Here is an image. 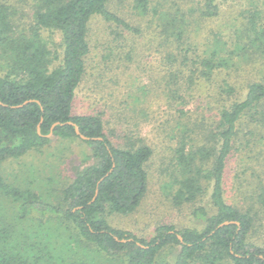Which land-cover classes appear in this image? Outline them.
I'll return each mask as SVG.
<instances>
[{
  "label": "rangeland",
  "instance_id": "1",
  "mask_svg": "<svg viewBox=\"0 0 264 264\" xmlns=\"http://www.w3.org/2000/svg\"><path fill=\"white\" fill-rule=\"evenodd\" d=\"M180 2L185 12L191 9L188 18L196 21L189 25L190 31L180 42H188L200 57L210 55L214 47L235 51L236 43L250 49L248 54L234 55L215 74L218 82L226 78L232 84V94L219 91L212 83L209 85L213 87H208L201 80L187 87L186 71L176 79L175 69L167 72L162 61V43L173 41L162 35L157 11L174 10ZM34 3L0 0L10 13L15 31L23 35L33 32ZM134 4L133 0H110L108 5L131 27L139 29L136 34L109 25L101 17L90 20V52L86 71L75 91L72 111L99 115L116 145L125 144L127 136H138L153 149L147 164L148 188L142 202L129 214H112L107 219L110 226L147 241L160 224L173 225L177 230L200 229L202 221L192 216L193 209L203 205L210 212L213 210L209 185L206 193L194 202L176 204L172 199L176 187L171 185L170 173L164 170L181 136L199 141L195 146L204 143L219 147L217 137L212 140L205 135L217 133L220 108L241 100L249 83L264 82V56L260 51L254 53L264 44L238 37L240 30L249 25L246 17L251 8L261 10V18L255 22L258 30L264 29V0H218L219 14L211 18L199 15L203 0H150V9L145 14ZM37 32L51 52L62 51L59 31L42 27ZM262 105L264 101L245 112L239 121L224 181L226 200L254 214L249 241L264 248V200L259 196L264 191V127L258 113ZM89 154V147L79 138H52L41 151L0 163V251L6 248V257H12L13 264H18L16 254L23 257L20 262L24 260L25 264H124V258L101 256L102 252L93 245L82 243L77 229L59 214L39 212L33 205L24 218L17 216L22 197L28 192L44 202L58 203L61 188L72 180L75 170L91 162ZM13 191L19 195L12 194ZM2 228L8 230L5 235ZM177 252L178 247L166 246L154 264H172Z\"/></svg>",
  "mask_w": 264,
  "mask_h": 264
},
{
  "label": "trees",
  "instance_id": "2",
  "mask_svg": "<svg viewBox=\"0 0 264 264\" xmlns=\"http://www.w3.org/2000/svg\"><path fill=\"white\" fill-rule=\"evenodd\" d=\"M33 1L34 23L30 35L15 31L7 7L0 4V163L31 151H41L52 138L74 136L80 139L74 125L65 124L68 121L87 137L81 140L90 149L91 162L75 170L72 180L61 188L58 203L44 202L28 192L22 197L17 216L24 218L33 210V205L39 212L59 214L77 229L82 243L93 245L102 252L101 256L122 257L124 264H154L166 246L178 247L172 264H264V248L249 241L255 224L254 214L226 200L224 181L226 161L239 121L245 112L264 101V82L249 83L241 100L220 108L217 133L211 137L205 135L206 139L216 140L217 137L219 147L204 143L195 146L199 141L181 136L164 170L172 177L171 185L176 187L172 199L178 205L194 202L206 193V185L210 186L213 210L210 212L206 206L198 205L192 211V216L202 221V227L177 230L173 225L160 224L153 237L146 241L110 226L107 219L112 214H129L142 202L148 188L147 164L153 149L138 136H127L125 144L116 145L106 133L99 115L72 111L75 91L86 71L90 52V20L101 17L109 25L134 34L139 29L113 12L108 5L110 0ZM133 1L142 14L150 9V0ZM181 3L174 10L157 11L162 35H166L165 40L173 41L161 42L167 72L175 69L176 79L183 77L186 71L187 87L201 80L207 82V86L212 83L219 91L232 94V84L226 78L218 82L215 74L226 67L234 55L248 54L250 49L247 45L238 47L236 43L235 51L214 47L210 55L200 57L188 42H180L190 31L189 25L196 22L195 18H188L191 9L185 12ZM251 9L246 17L249 25L237 36L264 44V29L258 30L255 22L256 18H261V10ZM198 11L203 18L217 16L218 0H203ZM42 27L61 33V52L53 53L46 47L37 32ZM261 47L264 46L254 53L260 51L264 56ZM258 113L264 127V106ZM54 123L58 124L52 127ZM12 194L19 195L17 191ZM259 196L264 200V191ZM224 221L237 223L219 226ZM7 231L2 228L1 233L5 235ZM5 249L0 251V264H13L12 257H6ZM16 256L18 264H25L24 260L20 262L22 256Z\"/></svg>",
  "mask_w": 264,
  "mask_h": 264
},
{
  "label": "water",
  "instance_id": "3",
  "mask_svg": "<svg viewBox=\"0 0 264 264\" xmlns=\"http://www.w3.org/2000/svg\"><path fill=\"white\" fill-rule=\"evenodd\" d=\"M24 103H26V102H24ZM57 124H58V123H54V124L52 125V127H54V126L57 125ZM65 124H72V125H74L75 133L80 137V139H84V140L87 139V137H85L83 134L80 133L78 127H77L74 123L68 121V122H66ZM39 129H40V128H39V125H38V130H39ZM97 192H98V190H96L95 196H96ZM230 223H237V222H236V221H224V222H222L219 226L226 225V224H230ZM179 238H181V237L179 236Z\"/></svg>",
  "mask_w": 264,
  "mask_h": 264
}]
</instances>
